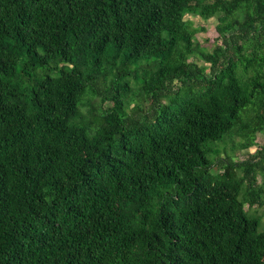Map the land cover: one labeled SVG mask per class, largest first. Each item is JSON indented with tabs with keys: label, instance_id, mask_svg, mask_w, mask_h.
Wrapping results in <instances>:
<instances>
[{
	"label": "trees",
	"instance_id": "1",
	"mask_svg": "<svg viewBox=\"0 0 264 264\" xmlns=\"http://www.w3.org/2000/svg\"><path fill=\"white\" fill-rule=\"evenodd\" d=\"M261 131L264 0H0V264H264Z\"/></svg>",
	"mask_w": 264,
	"mask_h": 264
},
{
	"label": "rangeland",
	"instance_id": "2",
	"mask_svg": "<svg viewBox=\"0 0 264 264\" xmlns=\"http://www.w3.org/2000/svg\"><path fill=\"white\" fill-rule=\"evenodd\" d=\"M190 18L194 21L195 26L202 25L204 27V30H198L195 33V38H194L195 42L199 43V46L201 49L208 50V51L211 50L215 44L213 39L217 35V32L215 31V24L217 23V19L215 17H210L206 20H203L199 17H190ZM193 59L196 60L197 63H200V65L202 64L201 60L198 59L197 57H193ZM86 107H84L83 110H85ZM237 138L238 137L235 138V142H234L235 147L233 149L231 148L232 145L230 146V143H226V148H227V151L230 154H232L234 157L242 158V157H245L246 155L245 151L247 149L241 148L238 145V142L236 141ZM255 141L257 145L251 146L249 148L250 152H254V150L260 146V143L264 141V131L256 133ZM213 169L215 170V168ZM259 181H261V179H259ZM263 209H264V206L258 207L257 205H254L250 209V212H253L255 213V215L259 216L261 225L264 227V210Z\"/></svg>",
	"mask_w": 264,
	"mask_h": 264
},
{
	"label": "bare ground",
	"instance_id": "3",
	"mask_svg": "<svg viewBox=\"0 0 264 264\" xmlns=\"http://www.w3.org/2000/svg\"><path fill=\"white\" fill-rule=\"evenodd\" d=\"M127 257V256H126Z\"/></svg>",
	"mask_w": 264,
	"mask_h": 264
}]
</instances>
